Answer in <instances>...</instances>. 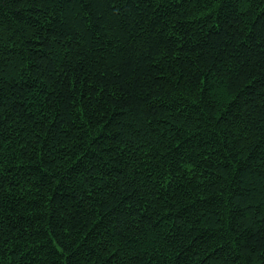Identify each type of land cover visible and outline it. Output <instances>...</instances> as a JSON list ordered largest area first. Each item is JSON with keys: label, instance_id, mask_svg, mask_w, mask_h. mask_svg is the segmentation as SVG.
I'll return each instance as SVG.
<instances>
[{"label": "trees", "instance_id": "trees-1", "mask_svg": "<svg viewBox=\"0 0 264 264\" xmlns=\"http://www.w3.org/2000/svg\"><path fill=\"white\" fill-rule=\"evenodd\" d=\"M0 264H264V0H0Z\"/></svg>", "mask_w": 264, "mask_h": 264}]
</instances>
